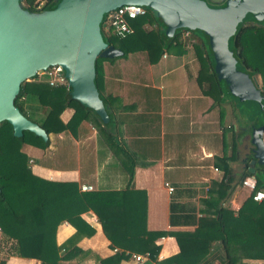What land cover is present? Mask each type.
I'll return each instance as SVG.
<instances>
[{"label":"trees","instance_id":"obj_1","mask_svg":"<svg viewBox=\"0 0 264 264\" xmlns=\"http://www.w3.org/2000/svg\"><path fill=\"white\" fill-rule=\"evenodd\" d=\"M60 1L19 0L18 3L28 13H36L44 9L51 10ZM222 6L223 3L214 7ZM143 8L144 16L128 21L132 33L127 37L119 38L109 31L104 32L107 14L103 15L99 26L106 47L121 52L120 56L112 59L97 57L94 64V86L104 103L107 122H101L91 110L71 99L66 83L49 87L45 79L39 81L38 75L23 82L14 99V106L19 113L43 129L47 136L68 133L76 139L81 124L91 125L96 131V138L117 157L126 174V186L118 191L81 192L76 183L50 182L32 175L25 167L26 158L19 152L25 145L43 150L48 146V141L43 142L26 131L16 137L7 122H0V241L5 249V257L0 260V264H5L10 256L36 260L39 264H59L67 256L72 257V251H75L73 247L81 239L94 234V230L80 218L86 212L96 217L110 249L118 250L104 259L88 251L76 250L83 257L92 256L97 264H120L129 259L131 254L145 257L142 264H211L215 260L220 264H232L233 259L229 256L231 246L253 248L254 253H250L249 257L264 258V200H252L255 192L264 193V166L258 160L259 166L253 167V174L247 169L236 181L230 177L228 166L223 165V178L214 189L216 197L203 201L212 211L198 219L193 231L146 230L145 193L133 189L134 164H130L131 157L116 141V118L113 113H117L118 109L113 106L114 98L105 94L104 67L138 55L143 57L146 64L154 65L164 53H185L186 43L190 42L197 63L196 84L202 94L212 100L211 107L219 109L220 121L224 106L238 105L239 108L241 102L225 95L199 35L180 30L171 39H166L163 37L162 23L154 12ZM184 32L191 36L187 42L182 38ZM227 47L236 60L235 69L248 79H254L262 96L260 104L245 101L252 104L255 111L253 115L248 112L245 114L253 119L252 126L259 129L264 150V19H243L228 39ZM65 110H70L71 115L66 122H62L60 115ZM225 159L226 162L236 159L234 142L231 156ZM247 177H254V190L237 211L223 208L222 204L236 185H240ZM63 222L69 224L74 233L57 246L55 232ZM163 237L175 240L178 253L158 261L159 246L155 242ZM217 248L220 249V256L216 254ZM61 251L65 252V256L58 255Z\"/></svg>","mask_w":264,"mask_h":264},{"label":"crops","instance_id":"obj_2","mask_svg":"<svg viewBox=\"0 0 264 264\" xmlns=\"http://www.w3.org/2000/svg\"><path fill=\"white\" fill-rule=\"evenodd\" d=\"M184 50L181 55L164 53L154 65L146 64L138 55L104 67V91L114 98L113 106L118 109L113 113L116 141L134 164L133 189L145 193L148 231H193L198 219L212 211L203 201L216 197L214 189L223 178L224 164L235 181L245 170L259 166L256 159L250 165L255 149L250 135L254 123L238 105L224 106L220 121L219 109L211 107L212 100L196 84L193 53L187 46ZM70 115L71 111L65 110L61 121L66 122ZM47 138L45 149L25 145L19 152L32 175L50 182H73L78 188L88 185L92 191H118L126 186V174L117 157L96 138L91 125L81 124L76 139L68 133ZM233 142L236 159L226 162ZM249 193L236 185L222 207L237 211ZM80 218L94 234L81 239L73 247L72 257L66 255L59 264H97L92 256L83 257L76 250L103 259L118 251L110 249L91 212ZM73 233L69 224L60 223L56 245ZM155 244L159 246L158 261L178 253L171 237L158 239ZM250 253H254L253 248H229L232 264H264V258L253 259ZM216 254L220 256L219 248ZM58 255L65 256V252ZM133 256L140 255L131 254L120 264L143 263ZM5 264L39 263L10 256ZM211 264L220 263L215 260Z\"/></svg>","mask_w":264,"mask_h":264},{"label":"water","instance_id":"obj_3","mask_svg":"<svg viewBox=\"0 0 264 264\" xmlns=\"http://www.w3.org/2000/svg\"><path fill=\"white\" fill-rule=\"evenodd\" d=\"M18 1L0 0V122H7L16 137L26 131L48 141L43 129L19 113L14 99L23 82L54 66L62 70L70 98L101 122L108 121L94 86V64L97 57L112 59L121 52L106 47L99 26L104 14L125 5L153 11L166 39L180 30L199 35L225 95L239 102L262 101L255 80L235 69L227 42L246 17L264 19V0H220L214 4L223 3L220 8L200 0H61L53 9L36 13L23 10ZM250 135L255 146L250 165L256 159L264 166L259 129L253 127ZM247 171L254 173L252 168Z\"/></svg>","mask_w":264,"mask_h":264},{"label":"built area","instance_id":"obj_4","mask_svg":"<svg viewBox=\"0 0 264 264\" xmlns=\"http://www.w3.org/2000/svg\"><path fill=\"white\" fill-rule=\"evenodd\" d=\"M39 8V7H38ZM145 9L138 5H125L107 13L105 19V30L111 32L116 37L124 38L132 33V29L128 25L129 20L136 19L138 17L144 16ZM188 34V33H187ZM45 78V83L49 87H53L56 84H64L66 80L64 78L63 72L58 66L51 67L45 71L39 72ZM38 73V74H39ZM242 187L246 188L249 192H252L255 187L254 177L245 178L241 184ZM81 192H91L92 187L88 185H81L79 187ZM171 188L168 191L171 192ZM252 200L254 202H260L264 200V193L257 191L252 195ZM115 251V250H114ZM136 262H144L145 257L143 256H133Z\"/></svg>","mask_w":264,"mask_h":264},{"label":"rangeland","instance_id":"obj_5","mask_svg":"<svg viewBox=\"0 0 264 264\" xmlns=\"http://www.w3.org/2000/svg\"><path fill=\"white\" fill-rule=\"evenodd\" d=\"M209 1V3L207 2V5L211 8V7H214V6H216V5H214L216 2H218V1H220V0H208ZM43 3V2H42ZM42 3H39V4H42ZM204 3V2H203ZM106 30L104 29V32H105ZM182 38H183V40L185 41L186 40V42H187V39H191V36L189 35V34H187L186 32H184L183 34H182ZM186 45H187V47L189 48V51L191 52V53H193V51H192V48L190 47V42H188V43H186ZM38 76H39V81H44V77H43V75L41 74V73H39L38 74ZM253 105L252 104H250V103H247V102H245V101H243V102H241L240 103V106H239V108H240V111L241 112H243V113H246V112H248V113H250L251 115H253V114H255V111H254V109H253V107H252ZM249 117V116H248ZM249 120L250 121H253V119L251 120V117L249 118ZM1 240V239H0ZM5 249H4V247L2 248V246H1V241H0V260L1 259H3L4 257H5Z\"/></svg>","mask_w":264,"mask_h":264},{"label":"flooded vegetation","instance_id":"obj_6","mask_svg":"<svg viewBox=\"0 0 264 264\" xmlns=\"http://www.w3.org/2000/svg\"><path fill=\"white\" fill-rule=\"evenodd\" d=\"M200 1L204 2V4H205L206 6H208V5H207V2L209 3L208 0H200ZM208 7H209V6H208ZM211 8H216V7H211Z\"/></svg>","mask_w":264,"mask_h":264}]
</instances>
